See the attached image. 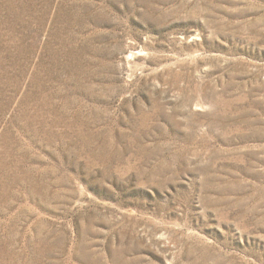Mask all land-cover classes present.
<instances>
[{
    "label": "rangeland",
    "instance_id": "obj_1",
    "mask_svg": "<svg viewBox=\"0 0 264 264\" xmlns=\"http://www.w3.org/2000/svg\"><path fill=\"white\" fill-rule=\"evenodd\" d=\"M0 264H264V0H0Z\"/></svg>",
    "mask_w": 264,
    "mask_h": 264
}]
</instances>
